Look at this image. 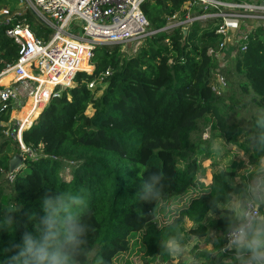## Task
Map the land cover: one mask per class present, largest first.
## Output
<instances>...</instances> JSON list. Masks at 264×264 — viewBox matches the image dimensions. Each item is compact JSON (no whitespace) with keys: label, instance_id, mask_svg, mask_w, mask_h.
Returning <instances> with one entry per match:
<instances>
[{"label":"trees","instance_id":"1","mask_svg":"<svg viewBox=\"0 0 264 264\" xmlns=\"http://www.w3.org/2000/svg\"><path fill=\"white\" fill-rule=\"evenodd\" d=\"M188 1L145 0L141 10L155 32L142 39L131 55L122 51L121 43L95 47L93 71H78L72 86L52 98L23 131L24 144L40 150L39 155L21 151L19 141L6 135L11 109L0 110V262L11 255L19 231L35 227L41 195L63 191L83 199V204L74 205L81 207L87 224L76 253L78 264H114L115 256L128 250L136 236L147 256L169 261L161 241L177 238L185 219L194 223L190 229L194 236L217 232L213 235L217 254L196 251L201 261L188 264H235L225 247V234L237 222L232 210L221 205L242 188L236 177L243 160L233 158L223 167L212 163L211 182L171 221L161 224L157 207L199 184L203 165L195 151L208 148L199 134L207 116L213 117L216 133L227 142L245 129L253 153L264 158V25L249 28L246 48H236L230 74L239 96L231 98L230 91L218 93L212 88L216 74L228 83L225 68L209 53L223 40L216 32L221 19L194 21L186 25V32L183 25L162 30L170 21L197 13L185 6ZM11 16L13 24L28 22L40 38L48 39L52 32L29 10L16 8ZM0 31L1 69L15 61L18 45L4 35L2 25ZM227 97L228 106L223 101ZM11 140L24 154L13 179L7 176ZM68 167L69 176L64 173ZM150 174L160 179L156 199L147 203L136 194ZM153 208L154 217L148 215ZM210 214L214 217L206 224Z\"/></svg>","mask_w":264,"mask_h":264},{"label":"built area","instance_id":"2","mask_svg":"<svg viewBox=\"0 0 264 264\" xmlns=\"http://www.w3.org/2000/svg\"><path fill=\"white\" fill-rule=\"evenodd\" d=\"M19 1L22 10L33 12L39 20L52 29L48 39L38 37L28 22L13 24L12 16L5 7L0 8V25L4 35L18 45V56L14 62L0 69V110L24 108L31 100L32 110L40 113L49 105L54 97H60L64 89L72 86L78 71H93L91 59L97 45L124 42H140L153 34L149 22L141 10L145 0H15ZM188 9L196 8L195 14L187 13L186 19L174 25L191 24L197 20L219 18L216 32L223 36L219 48H210L209 53L219 59L226 51L227 45L237 41V48H246L247 30L252 26L264 25V2L262 0H189L185 5ZM193 12V11H192ZM247 21L252 24L247 25ZM164 27V28H166ZM162 30H169L168 29ZM2 33L0 31V40ZM79 59H85L91 67L81 68L75 65ZM220 60V59H219ZM107 71L105 74H109ZM5 75H12L14 81L2 84ZM214 78L212 88L218 93L226 88L227 80L222 74ZM94 82L89 83L93 88ZM36 112V113H37ZM39 113V114H40ZM11 115V113H10ZM16 126L11 130L24 152L32 155L33 150L23 140V131L30 128L34 120L16 119ZM9 118L8 122H11ZM9 129V125L8 128ZM24 158V156H23ZM8 178L13 179L12 173ZM249 206L252 211L260 213L259 206L249 201L244 209V216ZM261 214V213H260ZM225 234V247L227 248Z\"/></svg>","mask_w":264,"mask_h":264},{"label":"rangeland","instance_id":"3","mask_svg":"<svg viewBox=\"0 0 264 264\" xmlns=\"http://www.w3.org/2000/svg\"><path fill=\"white\" fill-rule=\"evenodd\" d=\"M264 2V0H262ZM5 7L9 10L10 13L16 12V8H20L19 1L15 0H2L0 3V8ZM39 19V18H38ZM176 20H173L169 23V25H174ZM252 24V22L247 21V25ZM140 42L133 43V42H124L121 43L122 51H125L127 55H131L137 48ZM237 41L233 43V45H227L225 54L220 55L219 67L225 68V72L227 73L228 84L226 88L221 89V92H229L231 94V98L234 95L239 96L238 91H236L234 83L232 82L233 77L231 78L230 70L234 64V57L237 48ZM75 65L78 67L84 68L82 65H86L85 59H79L76 61ZM91 69L90 66L85 67ZM217 75H214L216 78V82L218 83ZM72 85V84H71ZM68 86L67 88H69ZM228 87V88H227ZM65 90V89H64ZM227 92V93H228ZM224 103L226 106L229 105L231 99L229 97L225 98ZM28 100L24 106V108H28L32 110V106H28ZM24 108L15 107L10 115L11 122H8L9 129L5 130V133L8 137L12 135L11 130L16 126L18 118L22 119L24 122L26 118H22L21 116L16 117L14 115L15 109L20 110ZM225 109V107H224ZM37 112V111H36ZM30 117L28 120H35L39 116V111ZM31 111H28V116L30 115ZM92 109H87V114H91ZM27 121V120H26ZM28 126V122L26 124L23 123L24 126ZM204 144L208 146L207 150L199 149L195 151V155L197 158L201 159L202 162V169L199 172V180L197 187L191 189L185 195L176 198L170 199L166 201L160 202L159 206L157 207V218L161 224L167 223L171 221L176 215L178 209H180L184 204H186L192 197L196 196L200 189L203 188V185H208L212 180V163L218 162L222 167L228 164L233 158L238 160H243L244 165L243 167L239 168L236 177V181L242 182V188L239 193L233 194L230 201L225 204L221 205L222 207H227L232 210V217L239 222V219L242 217L244 213V209L246 204L250 199L251 193L255 191L257 186H264V158H257V156L253 153L252 149L250 148L249 142V135L245 129H242L239 134L236 136L235 140L232 142H227L220 138L216 133L215 129V121L213 117L207 116L205 120L201 124V129L199 132ZM21 146V145H20ZM21 151H23L22 147ZM41 153L40 150H33L32 155H39ZM6 154L8 156L13 157L16 154L24 155L23 152L18 151L17 146L11 140L7 147ZM23 165H21L22 167ZM65 175H70V168H66ZM241 178H240V177ZM261 215H264V204H260L257 202ZM214 217L213 214H210L205 219V223L208 224L210 220ZM182 232L181 234L175 238L176 241L182 247V251L180 253L170 255V260L165 261L160 256H147L144 252V249L139 241V237L136 236L135 238L131 239L130 247L128 250L119 253L114 258V264H167L170 263H198L201 261L199 257L195 256L196 251L200 250H208L211 251L213 255L217 254V251L213 247V235L217 232L209 230L208 234L204 237H197L190 233V229L194 227V223L189 220L185 219L180 225ZM223 260L228 258L223 257Z\"/></svg>","mask_w":264,"mask_h":264},{"label":"clouds","instance_id":"4","mask_svg":"<svg viewBox=\"0 0 264 264\" xmlns=\"http://www.w3.org/2000/svg\"><path fill=\"white\" fill-rule=\"evenodd\" d=\"M158 174H150L139 185V201L150 203L156 199ZM253 203L264 204V186H257L251 193ZM80 195L69 196L66 192H44L40 197V214L35 215V227L19 231L12 245L11 255L0 264H78L77 249L87 228L83 219ZM154 217V208L148 213ZM161 247L169 254L183 249L173 237L161 241ZM227 250L235 264H264V215L252 211L230 227L227 235Z\"/></svg>","mask_w":264,"mask_h":264},{"label":"water","instance_id":"5","mask_svg":"<svg viewBox=\"0 0 264 264\" xmlns=\"http://www.w3.org/2000/svg\"><path fill=\"white\" fill-rule=\"evenodd\" d=\"M168 28L171 27H166L164 29H168ZM184 31L185 32L187 31L186 28H184ZM23 161H24L23 155L21 154L14 155L9 162V172L13 173L16 170H19L21 168V165H23Z\"/></svg>","mask_w":264,"mask_h":264},{"label":"bare ground","instance_id":"6","mask_svg":"<svg viewBox=\"0 0 264 264\" xmlns=\"http://www.w3.org/2000/svg\"><path fill=\"white\" fill-rule=\"evenodd\" d=\"M13 79H14V77H13L12 75H5L4 77H2V79H1V83H2V84H9V83H11L12 81H14ZM31 104H32V102H31V100H30V102L28 103V106H31ZM24 109H27L28 111H31V109H28V108H26V107H25ZM24 114H25L24 112L20 113L21 117H22V115H24ZM28 117H29V116H28V114H27V115H26V120L29 119ZM26 120L24 121V123L26 122Z\"/></svg>","mask_w":264,"mask_h":264},{"label":"crops","instance_id":"7","mask_svg":"<svg viewBox=\"0 0 264 264\" xmlns=\"http://www.w3.org/2000/svg\"><path fill=\"white\" fill-rule=\"evenodd\" d=\"M219 61H220V60H219ZM22 112L25 113L24 115H22V118H26V115L28 114V110H27V109H20V110L15 109V111H14V115H15L16 117L21 116L20 113H22ZM28 118H30V115H29ZM21 120H22V119H21Z\"/></svg>","mask_w":264,"mask_h":264}]
</instances>
